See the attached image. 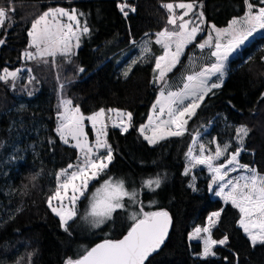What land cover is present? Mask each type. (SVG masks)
Masks as SVG:
<instances>
[{"label": "trees", "instance_id": "16d2710c", "mask_svg": "<svg viewBox=\"0 0 264 264\" xmlns=\"http://www.w3.org/2000/svg\"><path fill=\"white\" fill-rule=\"evenodd\" d=\"M56 1L12 0L14 23H6L10 26L7 32L4 28L0 31V37L7 34L9 42L0 47V74L4 68H18L22 76L14 86L11 81H0V264H28L29 254L31 264H65L67 258H79L101 240L120 238L133 224L129 204H125L98 227L85 220L89 235L84 237L76 224L80 223L85 198L78 202L76 220L70 222L71 234L63 230L49 208L47 199L55 189L57 171L74 164L78 157L77 149L64 144L56 133L61 97L69 98L83 114L99 109L132 113L128 132L107 127L113 160L99 179L112 176L123 180L128 190L137 193L141 204L153 201L148 205L152 212L170 213L172 228L166 243L144 264H264V245L253 247L237 224L239 211L211 196L209 176L201 173L203 170L196 171L193 190L184 174L188 143L209 123L205 135L217 143H229L231 151L237 145L235 129L247 126L250 133L239 161L264 173V36L253 38L228 60L222 87L205 98L188 120L183 136L149 144L138 129L147 121L158 94L153 68L162 49L154 43L153 34L165 24L162 0H133L136 10L127 17L118 7L120 0H71L63 5L83 13L78 16L81 26L86 23L90 31L79 33V47L70 59L58 55L54 63L45 65L23 58L31 22L47 4ZM199 1L205 22L217 26L242 15L247 7L245 0ZM0 2L3 7L9 4V0ZM249 2L255 5L254 11L264 7L261 0ZM149 41L151 51L145 54L142 49ZM126 54L135 60L143 56L127 77L123 73L132 62ZM182 62L183 57L179 64ZM87 122L85 127L90 132ZM158 177L159 188L145 186V181ZM218 210L221 215L212 237H227V243L214 245L211 256H194L201 251V244L189 241V233L202 226L210 212ZM83 246L88 248L82 251Z\"/></svg>", "mask_w": 264, "mask_h": 264}, {"label": "snow or ice", "instance_id": "6c2138e0", "mask_svg": "<svg viewBox=\"0 0 264 264\" xmlns=\"http://www.w3.org/2000/svg\"><path fill=\"white\" fill-rule=\"evenodd\" d=\"M245 3L248 10L243 17L234 18L227 29L219 30L213 26V30L216 32L215 41L210 34L207 40L196 45L201 50L214 46L215 50L210 55L215 57V61L188 74L184 78L183 86L176 91L169 90L168 74L180 63V57L185 47L193 44L198 33L203 30L200 27V24L204 22L203 12L195 11L197 7L195 2L177 4L169 2L162 5L169 13L167 24L173 27L165 28L155 34L154 43L160 45L164 50L163 55L155 58L153 78V83L160 85V94L152 106V114L149 115L148 123L138 129L149 144H156L168 137L183 136L187 130L188 120L196 115L197 109L201 107L205 98L210 94L215 95L214 90L222 87L228 71L227 62L230 55L244 45L255 32L264 30V7H259L254 12L255 5L249 0H245ZM261 3H264V0H261ZM118 7L125 17L128 16L129 11L136 10L126 2L121 3ZM177 8L183 10L179 15L175 12ZM14 12L15 7L12 0H9L7 8L0 7V29L4 28L6 23L11 24ZM82 15L83 13L77 14L75 9L69 11L61 7L45 10L32 22L28 32L31 38L29 47L35 51H25L24 57L45 65L50 62L54 63L58 55L70 59L74 54L72 52L73 38L77 42L75 47H79L80 35L77 34V31L80 34H88L90 31L86 23L81 26L78 16ZM190 15L194 16L195 20L185 19ZM64 17L68 21L75 22L77 31H74L72 23L61 22V18ZM222 41L226 42L222 43ZM4 43L5 40L0 39V45ZM150 43L151 41L146 43L142 49L145 54L151 51ZM173 46L175 50H173ZM140 60H143V56L139 60H134L123 75L127 77L132 66ZM18 71L4 69L3 74H0V81L4 83L11 81L14 86ZM29 71L31 70L29 69ZM79 71H83V69L81 68ZM33 79L35 78H31L29 83ZM60 108L62 111H58L56 133L64 144H69L70 140L75 141L71 146L76 148L80 155L77 157L76 164H69L67 168L61 169L57 173V185L53 194L48 197V206L59 217L63 230L71 234L70 222H74L77 218V204L82 197H86L90 182L98 180L106 173L113 160V150L107 142L106 125L102 123V118L105 115L103 109L87 117L94 129H96L97 123H100V127L96 129L95 142L89 143L83 126L85 117L79 106H73L70 99H63L60 102ZM118 115L126 116L127 123L121 119L120 124L113 126L120 127L124 133L128 132L131 127L132 113H118ZM235 132L240 147L219 165L214 164V161L220 160L228 152V144L223 147L218 144L215 151L209 152L207 155L205 154L207 149L203 143L199 145V154H194L195 149L190 147L187 153L190 166L185 169L184 174L188 175L191 168L196 165H205L208 168L212 173V185L218 186L215 194L222 197L225 203L230 202L234 208L239 210L241 214L239 226L249 237L252 246L255 247L258 243L264 245V175H260L254 168L241 165L238 160L240 152L244 150V141L249 136L250 129L242 125L236 128ZM50 143L54 142L50 141ZM193 143L195 144V138ZM239 169H243L247 175L235 179L228 178L231 172ZM194 179L195 177H193ZM144 184L155 190L160 187L161 180L159 177L154 180L149 179ZM189 186L196 190L194 184ZM136 196V192H129L125 189L123 180L114 181L108 177L88 198L89 208L81 218L98 227L112 219V215L117 209L125 207L124 197L135 201ZM54 201L57 202L56 205L53 204ZM220 215V211L212 213L208 217L209 225L214 226ZM131 219L134 223L122 239H106L86 250L85 254L77 259L67 258L65 264H144L147 257L163 244L168 234L171 218L166 211L143 212L141 209V214L139 216L133 214ZM201 231L209 233L208 239L204 241V256L214 254L212 252L214 245L227 243V237L220 241L211 239L210 227L203 229L197 227L193 236H198ZM31 255L29 254L28 264H31ZM17 264H20V261H17Z\"/></svg>", "mask_w": 264, "mask_h": 264}, {"label": "rangeland", "instance_id": "374dc122", "mask_svg": "<svg viewBox=\"0 0 264 264\" xmlns=\"http://www.w3.org/2000/svg\"><path fill=\"white\" fill-rule=\"evenodd\" d=\"M69 1H71V0H57L54 4H51V5H49V4H47V7L45 8V10H47V9H49V8H56V7H61V8H65L66 10H69V11H71L72 9H75V7H69L68 5L67 6H65V5H63V4H68L69 3ZM131 1H133V0H122V2H120V4L121 3H124V2H126L127 4H129V5H131V6H133V4L131 3ZM169 2H171V3H173V4H177V3H180V2H186V3H191V2H195V4L197 5V7H196V9H195V11L197 12V13H199V12H202L201 11V1H199V0H162L161 1V4L160 5H163V4H165V3H169ZM0 4H2L1 2H0ZM9 6V4H6L5 5V8H7ZM0 7H3L2 5H0ZM163 8V10H164V14H165V24H164V26L161 28V29H159L158 31H156V32H154V41H155V34L156 33H158V32H160V31H162V30H164L165 28H169V29H171L173 26H171V25H168L167 24V20H168V16H169V13H168V11L164 8V7H162ZM45 10H43L42 12H40V14L39 15H41ZM247 7H246V11L242 14V15H240V16H235V17H232L229 21H228V23L227 24H225V25H223V26H217V25H215V24H213V23H211V22H205V20L203 19V23L202 24H200V27L203 29L201 32H199L198 33V35H197V38H196V41H194L193 42V44H189V45H187V47H185V49H184V51H183V54L181 55V57H180V61L182 60V57H183V62H182V64L180 65L179 64V67H178V69L175 71V72H173L172 74H168V87H169V90H172V91H176V90H178L180 87H182L183 86V82H184V78L188 75V74H191L192 72H195V71H198L199 70V68L201 67V66H204V65H208V64H211L212 62H214L215 61V57H212L211 55H210V53L212 52V51H214L215 50V48H214V46L213 47H211V48H205V49H203V50H201L199 47H197L196 45L197 44H199V43H203L205 40H207L208 39V37H209V35L211 34V36L213 37V41H215V36H216V32L213 30V26H215V29H219V30H223V29H227L228 28V26H229V24H230V22L234 19V18H240V17H243L244 15H245V13L247 12ZM258 10V9H257ZM126 11H128V9H126ZM183 10H181V9H175V12L177 13V15H179L181 12H182ZM254 11V10H253ZM129 12H131V11H129ZM255 12V11H254ZM39 16H37L36 18H38ZM185 19H193V20H195V17L194 16H189V17H185ZM61 22L62 23H72L73 25H74V31H77L76 30V28H75V22H72V21H68L67 20V18L66 17H64V18H61ZM197 23H199V21H196ZM12 23H14V21H12L11 22V24ZM31 24H32V22H31ZM10 28V26L9 25H7V26H5L4 27V30H5V32H7L8 31V29ZM30 29H31V26H30ZM29 29V30H30ZM0 31H1V29H0ZM29 32V31H28ZM77 34L78 35H80L79 34V32L77 31ZM1 35V34H0ZM7 36V34H5V37ZM28 36V47H27V49L25 50V51H35L34 49H32V48H30L29 47V44H30V37H29V35H27ZM257 36H264V30H259V31H257V32H255L251 37H249V39L245 42V44L244 45H246L247 43H249L250 42V40H252L253 38H255V37H257ZM5 37H0V39H4L5 40V43L7 42V44L9 43L6 39H7V37L5 38ZM223 42H226V41H222V43ZM77 42H76V40L73 38V40H72V44H73V48H72V52L77 48V47H75V44H76ZM141 45V43L140 44H138L136 47H139ZM244 45H242L238 50H236L234 53H232L231 55H230V57H229V59L230 58H232L235 54H237V52H239L240 51V49L244 46ZM2 45H0V47H1ZM190 46V47H189ZM263 48H264V46H263ZM173 50H175L174 49V46H173ZM24 51V52H25ZM23 52V53H24ZM144 53V52H143ZM163 53H164V50H163ZM163 53L162 54H160L159 56H161V55H163ZM159 56H157V57H159ZM125 57H127L128 59H131V62H133L135 59H134V57H132L131 55H129L128 56V54H126L125 55ZM156 57V58H157ZM23 58H25L24 57V55H23ZM178 65V64H177ZM155 68V67H154ZM153 68V69H154ZM4 69H7L8 71H17L18 70V68H4ZM4 69H2V71H1V74H3V71H4ZM20 80H22V76L20 75V74H18V77H17V79L15 80V81H20ZM12 83V82H11ZM13 85V83L11 84V86ZM156 86H158V94H157V97H156V99H155V101H154V103L156 102V100H157V98L159 97V94H160V85H158V84H155ZM62 99L61 100H63V99H69V98H67V97H61ZM61 100H60V102H61ZM153 103V104H154ZM186 103H187V101H186ZM73 106H76V105H74L73 104ZM153 106V105H152ZM151 106V107H152ZM101 109H99V110H97V111H95V112H93V113H91V114H83L82 112V114H83V116L85 117V120H84V122H83V126H84V131H85V133L87 134V138H88V141H89V143H94L95 142V140H96V129H98L99 127H100V123H97V126H96V129H94L93 128V126H92V123H91V121H89L88 119H87V117L88 116H91V115H93V114H95V113H97V112H99ZM104 110V112H105V115H104V117L102 118V123L104 124V125H106V129H107V127H109V126H112V127H114L113 125L114 124H120L121 123V119H123V121L125 122V123H127V118H126V116H124V117H121V116H119L118 115V113H128V111H125V110H119V109H103ZM109 110H115V111H109ZM59 111H62V109L60 108V110ZM152 114V108H151V111H150V114L149 115H151ZM149 118V117H148ZM88 120V126L89 127H91V131L89 132V131H87L86 130V121ZM57 123H58V120H57V117H56V127H57ZM148 123V119H147V121L143 124V125H145V124H147ZM143 125H141V126H143ZM210 123L205 127V128H203V130H200L199 132H196V133H194L193 134V136H192V139H191V141H190V143H188L189 145H188V149H187V153H188V151H189V148L190 147H193L194 149H195V152H194V154H199V145L201 144V143H203L205 146H206V149H207V151H206V155L209 153V152H214L215 151V148H216V146L219 144L221 147H223L225 144H220V143H217V141L215 140V139H209L208 138V136H206L205 135V132H207V130L209 129V127H210ZM140 126V127H141ZM139 127V128H140ZM115 128V127H114ZM117 128V127H116ZM119 129H121L120 127H118ZM105 129V130H106ZM140 133V132H139ZM147 134H150V133H147ZM59 137V136H58ZM194 138H195V144L193 143V140H194ZM235 138V141H236V143H237V145H236V149L237 148H239L240 147V145H239V143L237 142V140H236V136L234 137ZM230 142V141H229ZM75 143V141H71L70 140V143L69 144H74ZM226 144H228L229 145V143H226ZM76 149V148H75ZM78 151V150H77ZM243 151V150H242ZM241 151V152H242ZM232 152H234V151H231L230 149H228V152L224 155V156H222L221 158H220V160H217V161H214V164H217V165H219V164H221V163H224L225 162V160L230 156V154L232 153ZM240 152V153H241ZM80 155V153H79V151H78V156ZM238 160H239V157H238ZM77 163V159H76V161H75V163L74 164H76ZM239 163L241 164V165H247L248 167H250V168H254L255 170H256V168L255 167H252V165H249V164H245V163H242L241 161H239ZM190 166V162H189V159H188V156H186V165H185V169L186 168H188ZM184 169V170H185ZM200 170H203L201 173H203V174H207L208 176H209V181H208V191H209V193L211 194V196L212 197H215L216 196V198H219L220 200H222L223 201V203H225V201L222 199V197H220V196H217L216 194H215V192L218 190V186L217 185H212V179H211V177H212V173H210L209 172V170H208V168L205 166V165H196L195 167H192L191 168V171L189 172V174H188V178H189V184L191 185V184H194V186H195V182L194 181H196V175H195V172L196 171H200ZM61 171V170H60ZM60 171H57V173H59ZM257 171V170H256ZM258 172V171H257ZM57 173H56V175H57ZM259 173V172H258ZM260 175H264V173H259ZM242 175H247V173L243 170V169H239V170H237V171H235V172H231L230 174H229V177L228 178H230V179H235V178H238V177H240V176H242ZM109 177H111L114 181H117V180H120V179H118V178H115V177H112V176H109ZM193 177H195V179L193 180ZM108 177H105V178H103V179H99V181H97V182H95V183H93L91 186H90V184H89V187H88V192L86 193V197H82V198H85V208H84V211L82 212L83 214H82V216L81 217H83L84 216V214L86 213V211L88 210V208H89V197L91 196V194L93 193V192H95V190L97 189V188H99L100 186H101V184L103 183V181L105 180V179H107ZM92 182V181H91ZM90 182V183H91ZM56 185H57V183H56ZM210 185H212V187L210 188ZM124 187H125V185H124ZM53 188H56V186L55 187H53ZM125 189L127 190V191H129V192H133V191H130V190H128L126 187H125ZM55 191V189L52 191V193L50 194V195H52L53 194V192ZM49 195V196H50ZM48 196V197H49ZM81 198V199H82ZM151 202H153V201H146L145 202V204H141L140 203V199L138 198V196H136V200L135 201H133V200H130L128 197H124V200H123V203H124V205L125 204H129V211H130V220H131V222H134L132 219H131V216L133 215V214H137L138 216H139V214H141V209L143 210V212H152V210H150V208L148 207V205L151 203ZM47 203H48V199H47ZM56 203L57 202H53V204L54 205H56ZM67 203V202H66ZM230 203V202H229ZM231 204V203H230ZM78 205V204H77ZM136 206H137V208H136ZM232 206V205H231ZM125 208V207H124ZM123 209V208H122ZM238 210V209H237ZM158 211V210H157ZM219 211H221V210H219ZM239 211V210H238ZM214 212H217V211H213V212H210L208 215H207V217H206V219H204L205 220V222H204V224L202 225V226H197V227H199V228H201V229H203V228H205V227H210V236H211V239H213V237H212V229L216 226V224L214 225V226H210L209 225V221H208V217L212 214V213H214ZM240 213V212H239ZM54 214V213H53ZM241 215V214H240ZM59 218V217H58ZM239 220H240V218H238ZM108 221V220H107ZM80 223L79 224H76V226H77V228L78 229H80V232H81V234H82V236H84V237H86V236H88L89 235V227H88V224H87V222L84 220V219H80V221H79ZM217 223V222H216ZM238 226H239V221H238ZM197 227H195L190 233H189V235H188V239H189V241H198V242H200V246H201V251L200 252H198V253H196L194 256H197V257H200V258H204V257H207V256H204L203 255V251H204V248H205V243H204V241H205V239H208V237H209V233H205V232H203V231H201V233L198 235V236H193V233L195 232V229L197 228ZM240 227V226H239ZM242 229V228H241ZM242 231H243V229H242ZM244 232V231H243ZM246 236H247V234H246ZM248 237V236H247ZM225 237H223V238H221L220 240H222V239H224ZM213 240H215V239H213ZM220 240H216V241H220ZM216 245H219V246H223V245H220V244H216ZM88 247H86V246H83V250L82 251H84V250H86ZM212 252H213V247H212ZM213 255V254H212ZM208 256H211V255H208Z\"/></svg>", "mask_w": 264, "mask_h": 264}, {"label": "water", "instance_id": "95a60500", "mask_svg": "<svg viewBox=\"0 0 264 264\" xmlns=\"http://www.w3.org/2000/svg\"><path fill=\"white\" fill-rule=\"evenodd\" d=\"M158 211H165V210H158ZM156 212V211H155ZM166 212H168V211H166ZM168 214H169V216H170V218H171V221H172V217H171V215H170V213L168 212ZM134 223V222H133ZM133 225V224H132ZM132 227V226H131ZM130 227V228H131ZM171 228H172V222H171V224L169 225V229H168V233H170V231H171ZM130 230V229H129ZM128 230V231H129ZM127 231V232H128ZM127 232L123 235V236H121L120 238H117V239H110V240H119V239H122L126 234H127ZM168 237H169V234H167V236L165 237V239H164V242H163V244H161V246L155 251V252H152L148 257H147V259L149 258V257H151L152 255H154V254H156L162 247H163V245L166 243V241H167V239H168ZM109 239V238H108ZM104 240H106V239H104ZM104 240H101V241H99V242H97L96 244H94L92 247H94L95 245H97V244H99V243H102ZM92 247H90V249L92 248ZM89 250V249H88ZM85 254V253H84ZM146 259V260H147ZM144 263H145V261H144Z\"/></svg>", "mask_w": 264, "mask_h": 264}, {"label": "crops", "instance_id": "0c3cea01", "mask_svg": "<svg viewBox=\"0 0 264 264\" xmlns=\"http://www.w3.org/2000/svg\"><path fill=\"white\" fill-rule=\"evenodd\" d=\"M161 47V46H160ZM161 49H162V53H163V48L161 47ZM147 54H149V53H147ZM170 74V73H169ZM152 108V107H151Z\"/></svg>", "mask_w": 264, "mask_h": 264}, {"label": "built area", "instance_id": "2783aa9c", "mask_svg": "<svg viewBox=\"0 0 264 264\" xmlns=\"http://www.w3.org/2000/svg\"><path fill=\"white\" fill-rule=\"evenodd\" d=\"M120 2H122V0H120ZM120 5V4H119ZM132 12V11H131ZM133 43V42H132Z\"/></svg>", "mask_w": 264, "mask_h": 264}]
</instances>
